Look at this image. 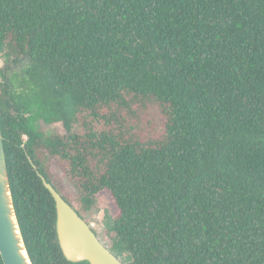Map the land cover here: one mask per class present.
<instances>
[{
	"label": "trees",
	"instance_id": "trees-1",
	"mask_svg": "<svg viewBox=\"0 0 264 264\" xmlns=\"http://www.w3.org/2000/svg\"><path fill=\"white\" fill-rule=\"evenodd\" d=\"M0 59L33 264H89L63 256L38 172L85 220L111 194L128 264H264V0H0Z\"/></svg>",
	"mask_w": 264,
	"mask_h": 264
},
{
	"label": "water",
	"instance_id": "water-1",
	"mask_svg": "<svg viewBox=\"0 0 264 264\" xmlns=\"http://www.w3.org/2000/svg\"><path fill=\"white\" fill-rule=\"evenodd\" d=\"M34 167H36L34 165ZM44 186L52 194L55 207V229L63 256L71 262L89 264H125L105 245L86 220L38 172ZM0 255L4 264H33L28 254L17 219L0 129Z\"/></svg>",
	"mask_w": 264,
	"mask_h": 264
},
{
	"label": "rangeland",
	"instance_id": "rangeland-1",
	"mask_svg": "<svg viewBox=\"0 0 264 264\" xmlns=\"http://www.w3.org/2000/svg\"><path fill=\"white\" fill-rule=\"evenodd\" d=\"M2 65L3 62L0 59V68L2 67ZM42 125L43 129L46 132H49L51 127L44 124ZM43 163L47 168L52 180L56 183L61 192L72 201V204L75 207L79 208L76 202V190L64 176L59 164L46 152H43ZM98 197L101 201L100 207L95 210L84 212V215L86 220H88L89 225L98 232V236L101 241L109 247L113 234L110 230L112 226V219L118 213V210L111 194L107 190L99 192ZM119 257L123 260L125 264H128L130 260V255L127 252L123 253Z\"/></svg>",
	"mask_w": 264,
	"mask_h": 264
}]
</instances>
